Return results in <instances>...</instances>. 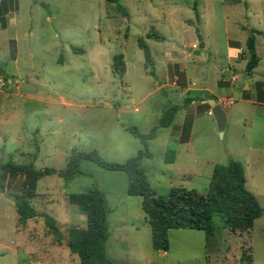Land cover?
Here are the masks:
<instances>
[{"label":"rangeland","instance_id":"1","mask_svg":"<svg viewBox=\"0 0 264 264\" xmlns=\"http://www.w3.org/2000/svg\"><path fill=\"white\" fill-rule=\"evenodd\" d=\"M252 31L259 61L247 75ZM198 35L205 48L189 54ZM118 53L123 75L112 68ZM192 97L204 101L156 127L166 108ZM210 98L225 112L221 136L207 113ZM130 128L154 134L144 146ZM91 149L113 163L148 151L139 165L157 194L175 186L204 193L213 165L236 160L261 214L246 231L229 230L215 214L209 239L201 230L168 229L167 250H157L140 197L126 193L127 175L84 161L90 176L68 183L43 176L30 200L54 219L58 243L42 217L18 223L10 196L22 176L10 174L0 190V264H80L68 237L86 218L67 197L92 188L106 197V255L115 264H264V0H0V162L63 170L73 151Z\"/></svg>","mask_w":264,"mask_h":264},{"label":"trees","instance_id":"2","mask_svg":"<svg viewBox=\"0 0 264 264\" xmlns=\"http://www.w3.org/2000/svg\"><path fill=\"white\" fill-rule=\"evenodd\" d=\"M13 8L11 5L8 11ZM5 9L4 11L8 12ZM147 37L158 40L163 38L155 33L149 34ZM137 45L143 52L145 64L153 66L151 51L145 40L139 38ZM246 48L250 57L245 66V73L251 75L259 61L255 50L253 31L246 39ZM112 66L114 73L124 74L125 62L121 53L113 56ZM195 100L200 102L204 98H186L181 105L174 104L166 108L156 127L169 126L176 112ZM205 104L209 108L207 101ZM186 125L189 130L191 122H186ZM130 132L139 138L144 146H146V139L154 134V130L149 135L140 134L135 128H130ZM142 156H150V153L148 151L139 152L123 163H113L105 161L96 149L73 151L63 170H56L52 167L35 169L32 164L0 162V190L1 192L5 190L8 175L22 176L19 192L10 196L15 206L18 223L25 224L27 220L40 216L51 233L55 235L58 243L61 242L62 234L54 219L48 214L38 212L31 205L30 200L36 195L37 182L43 176L56 174L64 183H68L77 176H90L89 172L81 169V163L84 161L93 162L104 169L124 172L127 175L126 193L130 196L140 197L141 208L150 228L151 245L157 250H167L168 229L201 230L204 232L205 238L209 239L215 231L213 221L215 214L220 215L223 225L231 231L249 230L254 219L261 214L256 197L245 187L243 167L236 160L231 159L227 163L213 165L208 187L204 193L175 186L166 194H157L151 187L145 170L139 165V159ZM67 199L68 203L76 206L86 218L85 227H72L69 230L68 246L73 253L77 254L79 263L115 264L106 255V240L109 236L107 219L109 208L105 194L97 188H92L84 193L69 194ZM241 260H244V252H242Z\"/></svg>","mask_w":264,"mask_h":264},{"label":"water","instance_id":"3","mask_svg":"<svg viewBox=\"0 0 264 264\" xmlns=\"http://www.w3.org/2000/svg\"><path fill=\"white\" fill-rule=\"evenodd\" d=\"M201 41H202V38L198 35V47H197V49L188 48L187 52L199 55L200 50L204 46V44ZM207 103L210 106V112L214 116L218 131H219V135L221 136L223 129L225 127V123H226L225 112L223 111L221 105L219 103H217L214 99H212V98L208 99Z\"/></svg>","mask_w":264,"mask_h":264},{"label":"crops","instance_id":"4","mask_svg":"<svg viewBox=\"0 0 264 264\" xmlns=\"http://www.w3.org/2000/svg\"><path fill=\"white\" fill-rule=\"evenodd\" d=\"M195 44L197 45V47H198V44H197V41H195L194 43H191L190 45H189V47L190 48H192V49H195ZM229 45V47H228V49H229V51H232L231 53H230V58H237V56H238V52H236L235 50L236 49H234L233 47V44H228ZM205 48V44H204V46H203V48L202 49H204ZM201 49V50H202ZM233 49H234V51H233ZM189 54H193V53H190V52H188ZM194 55V54H193ZM169 58L167 57V60H166V62L167 61H174V60H168ZM172 59V58H171ZM175 61H177V60H175ZM178 63V62H177ZM236 77V75L234 74L233 75V77H232V79H234ZM200 90H201V92L200 93H205L206 94V90L207 89H204V88H200ZM208 100V99H207ZM204 100H202V101H200V102H198V103H202ZM209 115H211V113L210 112H207ZM191 122V121H190ZM191 124H192V122H191ZM190 138V137H189ZM186 141H188V140H186ZM185 141V142H186ZM11 199V198H10ZM12 200V199H11ZM13 201V200H12Z\"/></svg>","mask_w":264,"mask_h":264},{"label":"built area","instance_id":"5","mask_svg":"<svg viewBox=\"0 0 264 264\" xmlns=\"http://www.w3.org/2000/svg\"><path fill=\"white\" fill-rule=\"evenodd\" d=\"M227 102H228V103H232V101H231V100H228ZM210 113H211V112H210Z\"/></svg>","mask_w":264,"mask_h":264}]
</instances>
